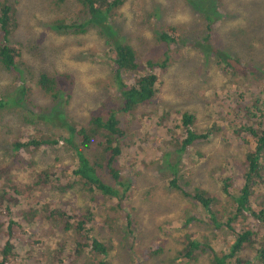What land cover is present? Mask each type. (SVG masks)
I'll use <instances>...</instances> for the list:
<instances>
[{
    "label": "trees",
    "instance_id": "trees-1",
    "mask_svg": "<svg viewBox=\"0 0 264 264\" xmlns=\"http://www.w3.org/2000/svg\"><path fill=\"white\" fill-rule=\"evenodd\" d=\"M135 1L137 2V0ZM152 1L139 0V3L145 6L144 8H146L147 12H137L136 8L132 12V9L129 8V15L123 18H120L121 14L119 13L118 19L116 18V21L118 20L116 26V21H111L109 14L115 8L121 6L122 0H44V8L51 13L47 17L46 22H44L45 29L65 34H89L93 30L98 33L95 35L97 39L94 41L99 43L95 42V49H103L101 57L106 62L103 70L104 74L107 77H113V85L115 83L114 90L113 86L107 84L110 78L106 80L99 79L97 80L98 84L95 91L83 94L80 88V91L75 93L79 97L76 104L89 101L95 95L101 96L96 108L89 110V114L83 119L85 121L83 123L80 122L82 116L74 112L76 108L74 107V99H72V93L68 92V90L75 89V81L73 79L69 82L65 81L68 75L65 76V80L60 75H58L59 78L49 76L47 71H45L46 69L33 78L31 70L25 74V69L17 65L21 53L15 46V43L20 41H14L17 38V34L14 32L16 21L13 15V4H9L6 0L0 1V64L5 69L17 72L16 75L22 76V82L12 80L10 85L0 91V120L6 119L4 123L0 124L6 127L5 132L7 135L5 137L11 143L12 150L5 159V166L0 168V174L2 173L4 177V179H0V264L39 263V257L44 258L43 263H45V260H50L49 262H51L52 259L58 257L57 249L61 246L71 251V255L67 260L68 264H87V262L90 264H113L109 260V254H106V256L103 254L107 248L104 239L110 237L106 232V228H109L106 222L111 225L112 221L119 222L120 218L119 221L118 219L116 220L114 212L101 208L99 200L109 192L108 198L115 199L117 208H120L123 203L121 198L128 194H125L126 192L130 193L129 190L132 187L131 181L119 180L120 169L119 166L116 167L114 159H120L123 154L124 157L130 160L127 162V167L125 166L126 169H133L134 165L140 163L137 161L139 155L143 157V160L142 158L140 159L142 164L153 159L157 162L161 159L167 161L166 155L176 156L177 160L170 164L172 170L174 169V178L167 183H169V186L172 187L174 185L177 188L179 187L177 180L180 177L182 178V176L188 175L187 172L190 167H187V163H191L192 157L197 158L196 155L192 154L193 146L201 157L203 149L207 150L204 148L206 143L220 142L216 138L219 139L221 137L226 141L230 139L229 142L235 140L236 144L240 145L239 150H241L242 154L241 159H235L240 162V169L233 173V185L230 186V177H228L222 182V187H220V194L223 195V200L227 202L226 204L232 203L235 205L233 211L224 215L220 208L219 211L221 213L213 211L211 204L218 198L210 196L207 191H204L205 189L196 185L190 192H184L191 195L188 200L193 203L195 211L185 219L184 224L180 227L186 230L194 227L191 221H194V223L200 222L201 218L208 214L206 218L211 222L204 226H207L206 228L224 227L227 229L225 237L229 238V251L221 250L222 253H218L213 243L204 240L207 239L204 232H202L203 236L194 237L195 232L201 231L197 229L196 231H191L194 234L185 233L186 240L184 243L188 253L185 261L198 260V255L207 253L210 256L208 264H228V261L239 253L240 260L236 264H240L242 261L241 254L244 252L247 254L246 250L251 249L249 254L252 252L257 260L264 263V246L259 248L254 246V242L259 237L258 228H248V218L244 216L251 210L253 217L264 224V204L258 207L254 203L244 207L239 202L240 199H249L250 195L258 190L257 186L262 179V174L260 176V173H256L257 165L261 166L260 169H262L264 174V150L258 151L256 149L253 151L249 149V140L253 138L249 139L243 135V132H246L255 139L257 138L256 143L258 146L264 144V100H262L264 99V57L261 56L262 52L259 49L260 46H264L262 44L264 38L254 39L256 33L246 34L240 30L242 27L238 22L236 26L223 28V30H228V38L225 39L221 34L223 30L214 28L217 27L214 23L221 10L215 7L214 2L216 0H203V4L201 0H197L198 4L196 5L191 0L192 6L195 5L193 9L195 12L201 13L203 11L205 20L203 24H205L204 28L208 32L205 35V30H202V32L201 30L197 31V34L203 37L206 43H199L197 39L199 44L195 42V48L205 57H208L211 53L214 54V60L205 64L206 69L210 72L215 71L213 73L215 74L217 66L231 67L234 76H229L230 82L235 83V85L239 83L246 84L247 82L248 86L246 89H251V91L255 92V95L252 94V96H249L251 98H245L248 100L245 102L246 105L239 100L244 94L237 101H234V97L231 95L227 98H222L221 101L218 100V102H221L220 107L216 110L214 116L208 114L204 126H197L196 115L185 109H178L176 103L174 108L177 116L172 119L169 117L172 113L171 108L163 102H159L158 89L161 87L157 86L160 81L158 79L159 74L155 69L173 65L177 60H174V57H170L168 52L164 53L163 49L157 46V44L161 45V43L165 44L164 46L171 45L172 36L169 32H165V34L162 32L159 24L161 18L158 17L159 15L156 16L157 12L160 15L162 13L160 9H156L150 4ZM217 1V5L219 6L220 4L221 7L225 0ZM231 1L233 5L240 3L237 0ZM174 3L175 5L179 4L176 0H174ZM65 4H68V7ZM262 8H264V2ZM155 10L157 11L156 13ZM149 11L153 15L147 14ZM233 13L234 17L246 16V13L242 11H234ZM262 18H264V14ZM196 19L199 22L202 20L201 18ZM212 27L215 31H213ZM250 27L255 29L259 26L250 24ZM172 28L177 30V27L172 26ZM213 33H217L219 38L222 39L223 37L229 42L243 41L246 52L242 62L239 57H225L219 50L210 52L209 34L212 35ZM184 36L189 35L185 34ZM139 41L140 43L138 44ZM214 41L217 43L216 39ZM28 42L38 44L34 39H29L26 43ZM174 42L178 43L176 40ZM84 43H86L85 40L82 41V44ZM180 46L181 42L178 51H180ZM44 49V46H38V51L41 54H44ZM95 49L85 48L83 50L87 51L92 58H98L99 55ZM151 50H155L153 55L143 56V54H148ZM60 53V50L56 48L48 49L42 57L44 61L48 62V59H54ZM82 55L81 61H88L83 52ZM159 55L162 57L160 56L161 58L157 60L154 56ZM187 55H191L192 59L194 57V54L187 53ZM174 56H178V52ZM232 58H234L232 60L233 63L230 61ZM140 61L146 62L142 75L131 79L129 74L137 71ZM90 64L93 67L100 66V63L93 59L90 60ZM242 64L246 67H242ZM136 73L139 74L138 72ZM210 76L208 75L205 82L200 83L197 90L196 88H185L184 91L190 94H195L196 92L207 93V88H213L210 84L213 78ZM4 78L1 75L0 80ZM128 78L129 81L124 82ZM254 79L258 84L255 83ZM101 83H104L102 90H100ZM33 93L39 95V99ZM234 102H237V104ZM71 103L74 106L68 109ZM153 103L157 106L156 108H147ZM142 104L146 106L145 109L147 111H141L140 105ZM241 104L244 106L243 109ZM228 106L233 111L245 112L250 123L248 121L245 122L246 116L238 115L232 119V116L226 112V108H229ZM234 106L239 108H233ZM65 110H68V112ZM157 112L161 117L157 116ZM223 115L236 122L232 127L234 131H231L229 137L223 135L225 130L220 121ZM143 119L153 120V122L156 120L155 123L157 124L163 122L166 127L156 131L152 127L155 123L151 122L150 124L142 125L141 121ZM237 121H240L241 124L237 123ZM76 125L80 126L74 129ZM140 128L144 129L143 133L140 132ZM225 128L227 129V126ZM177 133L180 134L181 141H178ZM152 134H155L156 137ZM60 140L62 141L61 143L59 142ZM131 141L137 142L133 145ZM142 144H145L144 150L141 148ZM57 145L65 147L60 150ZM221 146L223 148L224 143ZM226 146L228 145L226 144ZM159 149L164 151L163 155L156 154ZM62 152L69 153V156L72 157L67 160L68 162L66 161L67 163L63 162V164H68V170L64 174L60 172L61 174L56 184L51 182V167L46 165L45 161L53 158L58 163H61ZM209 153L213 156L218 155ZM11 155L13 156L12 159ZM205 156L206 158L210 157L208 154H205ZM180 159L183 164L178 167L177 164ZM19 160L25 163L26 172L24 170L16 171L18 182L14 183L13 180L8 179L14 170L7 173V169H13ZM10 162H12V167H9ZM228 162L230 163L231 161ZM70 166H73V168L70 169ZM104 167L108 168L114 183L121 185L123 189L121 194L114 187L111 178H107L109 174L105 171H100ZM178 169L180 171L177 173ZM35 174H39L41 177ZM132 177L135 176H130L129 179H132ZM238 178L243 180L242 183L244 184L242 187L238 185ZM33 186H41L43 189L39 193L35 192L36 194H34L30 192ZM46 188L57 192L58 198L61 197V194L67 193L69 189L74 193L79 192L80 196L85 191L89 200L83 194V197L79 198L81 204L79 202V204L60 203L65 204L66 213L59 214L55 212L54 204L56 203L46 196ZM110 193L113 195H110ZM98 195L101 197H98ZM36 196H40L41 199L38 200ZM183 196L185 199L187 198V195ZM230 196L233 201L229 199ZM43 197L47 199L45 200ZM115 197L119 199L117 200ZM82 199H84V203L81 201ZM220 205H224L221 200H219V207ZM99 213H102V215L99 216ZM122 216H124V220L119 223L122 224L121 226L125 224L123 226L125 230L130 227V218L125 214ZM239 217L241 218L239 219ZM47 220L50 222H47ZM52 222L56 227H59L60 223L63 224L62 226L67 228L65 231L69 230V235L71 231L74 232L77 239L75 240L62 234L59 242L55 243V245L49 244L48 247L43 249L45 241L48 239H44L45 230L50 228ZM240 222H245L247 226L238 227ZM47 223L49 224L46 225ZM42 237L44 240L40 239ZM182 237L183 235L181 234L180 238L182 239ZM17 239L22 243L25 242L32 249H26L20 254L17 253V242L14 243ZM261 239L264 241V235ZM37 246H39L38 249ZM143 250L147 251L146 254L149 257L157 253L153 246L144 247ZM33 251H38V254H33ZM167 252L170 253L169 250ZM194 253L195 256L193 255ZM249 254L247 256L251 258L241 264H254V259ZM169 255L173 258L175 253ZM140 256L144 263L148 261L144 257V252ZM59 261L61 262L62 259H59Z\"/></svg>",
    "mask_w": 264,
    "mask_h": 264
},
{
    "label": "rangeland",
    "instance_id": "rangeland-1",
    "mask_svg": "<svg viewBox=\"0 0 264 264\" xmlns=\"http://www.w3.org/2000/svg\"><path fill=\"white\" fill-rule=\"evenodd\" d=\"M4 1V0H0ZM9 4H13L14 8V20L16 21V29L14 32L17 34V38L14 41H20L18 43H15L16 49L20 51L21 53V59L23 54H25V57H28L32 60L29 63V65L26 64L25 61H21V63L18 64L19 67L25 69V74L28 71L33 72V78L37 77L38 73H42L44 69L47 71L49 76H55L58 77L60 75L63 80H65V76L68 75V78L65 81L71 82L72 79L75 81V89L77 90H68V92L72 93V99H75V93L79 92L80 88L83 94L85 92L89 91H95L97 89V80H106L110 77H107L104 74V66L105 61L102 59V53L103 49H95L96 44L94 41L97 39L95 35L98 33L93 30L89 34L82 36L81 41L72 42L71 47L67 48V45L60 44L61 40H72V38L76 37L80 34H72V36H69L68 34H60L56 33L53 30H47L44 28V22H46L47 17L51 15V13L44 8V0H6ZM163 1V2H162ZM179 2L178 5H175L174 0H156L157 3L162 4L163 8L165 9L166 13L168 14L169 20L174 24V26H177L181 31H178L174 34H171L173 39L170 41L171 45L164 46L165 44L161 43V45L157 44L158 47H161L163 52H168L169 56L172 58L174 57V60H177L175 64L170 66L168 70L166 67H157L155 71L159 74V84L157 86L161 87L158 93V97L160 99L159 102H163L165 105L171 108L172 113L169 115L170 118L174 119L176 118L175 108L174 105L176 103V107L178 109H185L187 111L193 112L196 115V124L197 126H204L208 114L214 116L216 113V110L220 107V103L222 98H227L229 95L234 97V101H237V99L240 97L236 93L238 91H243L244 96H252V94L255 95L254 91H251V89H246L248 86V83H239L235 85V83H231L229 78L226 76L233 77L234 73L231 69V67H221V69H218L216 71L215 75L217 78V81L214 79L211 80V86L213 88L207 89V93L202 92H196L195 94L186 93L184 91L185 88H187V83H189L190 86L196 88V90L199 88V74L194 73L189 79L187 78V73L191 68H196L198 65L202 66L204 69V72L206 74H211L208 69H206L205 64L210 63L213 58L211 56L205 57L202 53L198 52L194 46L195 40L200 38V36L197 34L198 30H205L204 34H208L207 30L204 28L205 22L203 17V11L201 13L195 12L194 6L198 4L197 0H192L195 5L192 6L191 0H176ZM203 0H201L202 2ZM238 4L232 3L231 0H225L220 7L217 5L218 1L216 0L215 7L220 10V13L215 19V25L217 27H214L218 30H223V28L228 26H236L239 22V25L242 27L240 30L248 33H256V37L254 39L259 40L261 38H264V18L263 16V9L262 5L264 0H237ZM121 6L119 8H115V10L109 14V18L111 21H116V18L118 19L119 13L121 14L120 18L127 17L128 9H132V12L137 10V12L146 11L145 6L139 3V0L137 2L135 0H122ZM258 2V3H257ZM204 2H202L203 4ZM154 6V3L151 2ZM68 7V4H65ZM65 6V7H66ZM149 6V5H148ZM64 7V8H65ZM214 7V8H215ZM215 8V9H216ZM242 11L246 13V16H236L234 17L233 12ZM192 18H190L189 14ZM147 14L153 15L152 12H148ZM160 17L165 19V12L162 13V15L158 14ZM196 18H201L202 20L199 22ZM246 18V19H244ZM174 20L177 21V23H174ZM118 20L116 21L117 26ZM162 26L166 25L163 21L160 23ZM250 24L258 25L259 27H256L253 29L250 27ZM214 25V26H215ZM146 26V25H145ZM213 31H215V29ZM168 29V26L165 27V30ZM149 31V30H148ZM169 32V30H168ZM258 32V33H257ZM183 35H189V36H183ZM192 33V35H191ZM212 33V32H211ZM147 34V33H146ZM222 36L227 39L228 38V30H223L221 33ZM258 34V35H257ZM209 44L211 46L210 52L214 51H221L222 55L229 58L231 56L233 57H239V59L242 62V59H244L245 56V47L243 45V41H237V42H229L225 40L223 37L222 39L218 37L217 33H213L212 35L209 34ZM246 36V35H245ZM180 37L181 39V46L180 51H178V46L180 44ZM244 38V37H241ZM246 38V37H245ZM29 39H34L38 42V44L35 43H26ZM175 39H178V43H175ZM214 39L217 40V43H215ZM11 40V38H10ZM85 40L86 43L82 44V41ZM99 43V42H97ZM140 41L138 42V44ZM206 43V42H205ZM137 44V45H138ZM262 44L264 45V39L262 40ZM42 45L44 46V50L53 49V48H59L64 47L62 53L57 55L54 59H48L47 61H44V58L40 51H38V46ZM208 45V42H207ZM85 48H91L95 49L97 54L99 55L98 58H92L89 54L86 55V58L88 61H84L85 64L82 63L81 56H77L79 54L80 50H83ZM204 48V46H203ZM205 49V48H204ZM261 56L264 57V46L259 47ZM179 52V56L175 57L174 55ZM155 53V50H151L148 54H143V56H150ZM188 54H194V57L192 59L191 55ZM30 54V55H29ZM167 54V55H168ZM77 56V57H76ZM159 56H154L157 60H159ZM97 60L100 63V66L93 67L90 64V60ZM234 58H232L230 61L231 63ZM47 62V63H46ZM111 62V61H107ZM108 65V64H107ZM52 66H54L52 68ZM190 67V68H189ZM242 67H246L245 65ZM189 69V70H188ZM248 69V68H247ZM97 70V71H93ZM201 73V82H205V78L203 75V71H200ZM17 72L14 70H8L1 66L0 64V79L1 75H3L5 78L0 80V91L4 90L6 86L10 85L12 80H16V82H22V76L16 75ZM205 74V75H206ZM131 76V79L134 77L133 73L129 74ZM142 75V74H136ZM59 78V77H58ZM249 78V77H247ZM33 80V79H31ZM255 80V79H254ZM129 81V78L124 80ZM113 77L110 78V85L115 86V83L113 85ZM255 83L258 84V82L255 80ZM100 90L103 89L104 83H101ZM264 84V82H263ZM233 88V89H231ZM188 89V88H187ZM110 90V89H109ZM180 90V92H178ZM182 91V92H181ZM67 93V90H66ZM36 95V93H33ZM264 94V93H263ZM37 99H39V95H36ZM35 96V98H36ZM9 97V95H7ZM101 98L100 95H95L90 99L89 101H83L80 104L69 105L70 109L72 106L76 107L74 109V112L77 115L82 116V120L80 122H85L83 119L89 114V110H93L96 108V105L99 102V99ZM239 100L246 105L245 98L241 97ZM264 100V99H262ZM240 102V103H241ZM169 103V105H168ZM237 104V102H234ZM241 104V108L243 109L244 106ZM243 106V107H242ZM142 108L141 111H147L145 108L146 106L144 104L140 105ZM157 106L153 103L152 105L147 106L149 109H154ZM229 107V106H228ZM233 108H239V107H233ZM226 112H228L232 119L238 115L240 116H246L245 122L249 121L247 119V114L243 111H233L232 108H226ZM229 110V111H228ZM68 112V110H65ZM157 116L161 117V115L157 112ZM164 117V116H163ZM227 117V118H226ZM223 115L220 118L221 124L223 126L224 136L229 137L231 134V131H234L232 129L234 123L232 119H230L228 116ZM157 118V117H156ZM178 118V117H177ZM155 119V118H153ZM6 119L0 120V123H4ZM152 121L148 119H143L141 121V124H150ZM156 122V120H155ZM153 122V123H155ZM71 123V121H70ZM237 123H240V121H237ZM51 125V124H50ZM49 125V126H50ZM73 125V124H72ZM80 125H76L74 129L78 128ZM173 126V125H172ZM171 126V127H172ZM227 126V129L225 128ZM152 127L158 131L162 127H166L163 122H160L159 124L155 123L152 125ZM162 128V129H163ZM144 129L140 128V132L143 133ZM160 132V131H159ZM154 137H156L155 134H152ZM243 135L246 138H252V136L246 132H243ZM178 141H181L180 134L177 133L176 135ZM78 139V138H77ZM79 140V139H78ZM217 141L220 142H208L206 143L205 149H207L211 153L218 154L216 156L211 155L207 150L202 151V156L200 157L199 154H197L196 148L193 146L192 148V154L196 155L197 158H193L191 160V163H187L186 160H184L188 165L187 167H190V170L187 172V176L180 177L179 180H177V185L179 187L175 188L173 185L172 187L169 186L170 180L174 178V169L172 170L170 164L174 160H177L176 156H170L166 155L167 161H164V159L159 160L158 162L154 159L152 161H147L145 164H142L141 158L143 160V157L139 155L137 161L140 163L136 165H132L133 169H126L127 162L130 160L127 159V157H124L122 154V157L120 159H114V163L116 167L119 166V180H124L125 182L131 181L132 187L130 188V193L126 192L121 199H122V207L117 208L118 206L115 204L116 200L109 197V192L103 195V197L99 200L100 207L104 210H110L114 212V215L116 216V220L120 218V223L124 220L123 214H125L128 218H130V227H127L125 230L123 229L122 224H120L117 221H112L113 223L106 222L107 227L106 232L107 235L110 237L104 239V243L107 245L106 252L104 251V256L106 254H109V260L113 262V264H208V261L210 260V256L207 255V253H204L203 255H198L199 259H193L190 261H185V257H188L187 253V247L184 243L186 240L185 233L188 234H194L191 231L193 230H201L197 231L194 234V237H201L203 236L202 232H204V235L207 237V239H204L206 241H210L213 243L215 248H217L218 253H222L223 251H229V238H227L226 232L227 229L224 227L221 228H206L204 225L210 224V220H207L206 217H208V214L205 215V217L201 218L200 222L197 221L194 223V221H191V224L194 227H191L189 229H183L182 226L184 224V221L186 218H188L190 215L193 214L195 211L193 207V203L188 200V198L191 196L189 193L185 194L184 192H190L191 189H193L194 186L199 185L204 191H207L210 196H217L224 205H220L219 207V201L215 199V201L211 204V209L213 211H217L218 213L223 212V215L225 213H231L234 208V204L228 203L225 200H223V195L220 194V182L225 178V175L227 174V168L229 167L226 163L228 161L230 162V171L233 174L236 170L240 169V166L237 164V160L235 159H241V150H239L240 145L236 144L235 140H232L231 142L229 140H223V138H216ZM60 142H62L60 140ZM137 141H131L133 145L136 144ZM224 143V147L221 148V144ZM228 146H226V144ZM1 146H4L3 142H0ZM145 144L141 145V148L143 150L145 149ZM248 145H252V140H249ZM59 146L60 150L63 149L65 146L57 145ZM56 146V147H57ZM164 151L159 149L156 154L163 155ZM63 153L62 161L61 163L54 162L53 158L52 160H46L45 164L50 166V178L51 182L58 183L57 179L60 176V172L64 174L68 170V164H66L71 157L69 156V153ZM220 153V154H219ZM205 154H208L210 157L206 158ZM3 155L0 150V160L2 159ZM11 155V159H12ZM155 157V155H154ZM21 160L17 161L16 166L13 169H7V173L11 170H17L19 168H23V163L20 162ZM67 161V162H66ZM44 162V161H43ZM63 162H66L63 164ZM149 162V163H148ZM183 164V161L180 159L179 163L177 164L178 167ZM126 166V167H125ZM170 166V168H169ZM9 167H12V162H10ZM1 168V167H0ZM73 166H70V169H72ZM261 166L257 165L256 173H260L262 184H264V174L262 169H260ZM107 170V169H106ZM25 171V169H24ZM102 171V170H100ZM180 171V169L177 170V173ZM239 171V170H238ZM26 172V171H25ZM6 173V177H7ZM237 173V172H236ZM62 174V175H63ZM107 178H111L114 187L117 189V191L121 194L123 192V189L121 185L114 183L112 179V175L110 172H108ZM225 174V175H224ZM15 175V176H14ZM38 177H41L39 174H35ZM132 177V179L129 177ZM0 179H4L2 176V173L0 174ZM6 179V178H5ZM8 179H11L14 181V183L18 182V179L16 178L15 171L10 175ZM133 180V181H132ZM238 185L240 186L243 182L241 178L237 179ZM29 183V182H28ZM180 188V189H179ZM258 190L255 191L253 194L250 195L249 199H240L239 202L242 206L248 207L249 204L256 203L257 206H261L264 204V187L261 188L260 183L257 186ZM43 188L40 186H33L30 190V192H38L42 190ZM46 196L50 198L53 202L59 203H69V204H79L80 197H83L82 195L85 194V191L81 193L79 192H72L71 189L65 194H61V197H59L57 192H54L52 190L45 189ZM184 193V194H183ZM108 194V195H107ZM110 195H113L110 193ZM183 195H187V198ZM98 197H101L98 195ZM38 200L41 199L40 196H36ZM45 200L46 197H43ZM117 200L119 198L115 197ZM86 199H88L86 195ZM229 199L233 201V198L230 196ZM50 201L51 203H53ZM84 203V199H82ZM79 202V203H78ZM66 203V204H67ZM55 205V212L61 214L66 213V209L60 205ZM81 204V203H80ZM51 207V206H50ZM219 208L221 211H219ZM50 209V208H49ZM251 211V210H250ZM132 212V213H131ZM102 213H99V216H101ZM122 216V217H121ZM241 217H239L240 219ZM47 222H50L47 220ZM125 222V221H124ZM255 220L248 222L249 227L256 228ZM47 223L46 225H48ZM241 224V226H240ZM63 224H59V227ZM100 225H102L100 223ZM111 226V227H110ZM247 226L245 222H240L238 224V227ZM160 230L161 233H160ZM54 233H57V239L58 240H50L46 239V243L43 247H48L49 244L55 245V243L59 242L62 238V232H59L57 230V227H54ZM113 232V233H112ZM112 234V236H111ZM181 234L183 235L182 239L180 238ZM67 237H71L73 239H77L75 237L74 232H70V235H67ZM46 237H44L45 239ZM41 240H44L43 238H40ZM65 240H67L65 238ZM68 241V240H67ZM17 242V243H16ZM14 243H16V251L17 253H23L26 249H28V246L25 242H21L20 240H15ZM40 246V245H39ZM37 246V249L39 248ZM147 246H153L157 253L151 257H149L146 253L147 251H144V247ZM255 248H259L260 246H264V241L261 239V237H258L257 241L254 242ZM66 252V256L70 257L71 251L67 248L61 246L57 249V252ZM169 250L170 253L167 252ZM178 250V251H177ZM251 249H247L246 253L249 254V251ZM177 251V252H176ZM253 251V250H252ZM144 252V257L148 259L147 262L142 261V253ZM175 253L173 258L169 254ZM34 254H38V251H34ZM245 252L241 254L243 263L245 260L247 261L251 257L247 256ZM252 255V259H254V264H262L259 260L255 258V255L250 253ZM249 254V255H250ZM195 256V253L193 254ZM51 257V256H50ZM63 258V256H59ZM197 257V258H198ZM19 259V258H18ZM17 259V260H18ZM52 260H55L52 259ZM228 260V259H227ZM240 260L239 253L235 255L232 259L228 261V264H236ZM44 259L40 258V263H43ZM50 261V260H49ZM49 261L45 260V263L48 264ZM36 262V261H35ZM65 262H67L65 260ZM182 262V263H180ZM240 263V264H241ZM59 264V262H57ZM68 264V263H67ZM87 264H90L87 262Z\"/></svg>",
    "mask_w": 264,
    "mask_h": 264
},
{
    "label": "clouds",
    "instance_id": "clouds-1",
    "mask_svg": "<svg viewBox=\"0 0 264 264\" xmlns=\"http://www.w3.org/2000/svg\"><path fill=\"white\" fill-rule=\"evenodd\" d=\"M153 3H154V7L156 8V9H160L161 11V13H163V12H165V19H163L162 17H160V16H158L157 14H156V16H158V17H160L161 19H160V22H159V24L163 21L166 25H164V26H162L161 24H160V28L162 29V32L165 34V32H168V30H169V33L170 34H174V33H176V32H178V31H180L179 30V28L177 27V26H174V24L169 20V17H168V14L166 13V11H165V9L163 8V6H162V4H159V3H157L156 2V0H153L152 1ZM163 2V1H162ZM157 11L155 10V13H156ZM158 13V12H157ZM159 14V13H158ZM189 14V16H190V13H188ZM190 18H192L191 16H190ZM173 21H174V23L176 24L177 23V21L176 20H174L173 19ZM166 26H168V29L167 30H165V27ZM172 26H174V27H177V30H173V28H172ZM60 34H65V33H60ZM182 34V33H181ZM69 36H72V34H68ZM85 35H87V33H82V34H80V35H77L76 37H74V38H72V40H61L60 41V44H63V45H67V48H69V47H71V45H72V42H74V41H77V42H80L81 41V38H82V36H85ZM172 36V35H171ZM184 35L182 34V37H183ZM173 37L174 36H172L171 37V40L173 39ZM182 37H180V42H181V39H182ZM76 38H78V39H76ZM170 40V41H171ZM176 41H178V39H175ZM198 41H199V43H202V42H205V40H204V38L203 37H200V38H198ZM195 42L197 43V44H199L198 42H197V39L195 40ZM28 43H30V42H28ZM195 44V43H194ZM180 45V44H179ZM195 46V45H194ZM179 47V46H178ZM56 49H58V50H60V52L62 53V51L61 50H63L64 49V47H59V48H56ZM198 52H200L198 49H196ZM82 52H83V54L86 56V55H88V52L87 51H85V50H80L79 51V54L77 55V56H83L82 55ZM201 53V52H200ZM26 54V53H25ZM25 54H23V56H22V59H21V57H20V60L19 61H17V65L19 64V63H21V61H25L26 62V64L27 65H29V63L31 62V60H32V55H30L31 56V59L30 58H28V57H25ZM179 52H178V56H179ZM181 55V54H180ZM76 56V57H77ZM177 56V57H178ZM209 56H211L212 58L214 57V54L213 53H211V54H209ZM213 60H214V58H213ZM79 61H81V60H79ZM82 63L83 64H85V62L84 61H82ZM139 68L137 69V71L136 72H138L139 74H141L142 73V70H143V68L146 66V62L145 61H140L139 62ZM170 66H172V65H167V67H166V69L168 70V68L170 67ZM190 68V67H189ZM222 68H223V66H222ZM218 69H221V67H219V66H217V70L216 71H218ZM189 70V69H188ZM200 71H203V75H204V78L206 79V78H208V74H206V72H204V69L202 68V66H197L196 68H191L189 71H188V73H187V78L189 79L194 73H198L199 74V83H198V85L197 86H199L200 85V83H201V81H202V78H201V73H200ZM136 72H134L133 74H134V77L136 78V77H139V76H137L136 74ZM215 72V71H214ZM214 72H211V74H213ZM206 74V75H205ZM228 78H229V76L228 75H226ZM210 77H212V76H210ZM215 81H217V78H216V75L215 74H213V77H212ZM107 84H110V81L108 80V82H107ZM188 84V86H187V88H194V87H192V86H190L189 85V83H187ZM111 86V85H110ZM114 90H115V88H113ZM207 89H209V88H207ZM237 95H239V96H241L242 94H243V91H238L237 93H236ZM75 96V99H74V104H75V106L77 105L76 103H77V101L79 100V97H78V95H74ZM82 97V96H81ZM243 98H251V97H248V96H243ZM71 105H73V103H71ZM5 126H3V125H1L0 124V142H3V144H5L4 146H1L0 145V150H1V152H2V155H3V157H2V159L0 160V167H3V166H5V159L8 157V153H11V143L8 141V139L5 137V135H7L6 134V132H5ZM253 139H251L252 140V145L250 146V145H248V148L249 149H252L253 151H255L256 149L258 150V151H260L261 149L262 150H264V144H261L260 146H258L257 145V143H256V139L254 138V137H252ZM60 142V141H59ZM61 143V142H60ZM54 160V162H57L55 159H53ZM21 163H23V168H19V169H17V170H14L15 172L16 171H21V170H24V169H26V166H25V163L23 162V161H20ZM237 162V164L238 165H240V162L237 160L236 161ZM229 167L227 168V174L225 175V178L220 182V187H222V182L226 179V178H228V177H230V179H229V181H230V186L231 185H233V180H234V174H232V173H230V163L228 162V163H226ZM107 169V170H106ZM102 171H105L106 173H108L109 172V170H108V168H106V167H104V168H102ZM62 173V172H61ZM15 176V175H14ZM260 182V186H261V188H263L264 187V184H262V180H260L259 181ZM243 184L244 183H242L241 184V187L243 186ZM220 192H221V190H220ZM217 197V196H216ZM218 198V197H217ZM218 201L220 200L219 198L217 199ZM54 203H56L55 205H57L58 203L57 202H54ZM58 205H60V206H62V207H64L65 206V204H58ZM56 209V208H55ZM254 210H256V208H254ZM259 210V209H258ZM215 212H217V211H215ZM253 212L252 211H249L247 214H245L244 216H247V218H248V222H250V221H253V220H255L256 222H255V224H256V227L258 228V233H259V237H261L262 238V236L264 235V224L263 223H261L259 220H257V219H255L254 217H253V214H252ZM249 224V223H248ZM54 223L52 222L51 224H50V228H48V229H46L45 230V237L46 238H48V239H50V240H58L57 239V233L55 234L54 233ZM248 228H250L249 226H248ZM67 228L66 227H63V226H60V227H57V230L59 231V232H62L63 234H65L66 236L67 235H69V230H67V231H65ZM43 238V237H42ZM59 248V247H58ZM28 249H32L30 246H28ZM59 253V255H58V257H56L55 258V260H52L51 262H49L48 264H57V262H59V264H67V262H65V260L67 261L68 260V258L69 257H67L66 256V254L65 253H63V252H58ZM33 254H34V251H33ZM63 256V258H61V257H59V256ZM42 258V257H41ZM42 259H44V258H42ZM59 259H62V261L60 262L59 261ZM38 260L40 261V257L38 258ZM22 263H23V260H22ZM262 263V262H261ZM32 264H46V263H32ZM262 264H264V263H262Z\"/></svg>",
    "mask_w": 264,
    "mask_h": 264
},
{
    "label": "bare ground",
    "instance_id": "bare-ground-1",
    "mask_svg": "<svg viewBox=\"0 0 264 264\" xmlns=\"http://www.w3.org/2000/svg\"><path fill=\"white\" fill-rule=\"evenodd\" d=\"M232 112H233V110H232Z\"/></svg>",
    "mask_w": 264,
    "mask_h": 264
}]
</instances>
